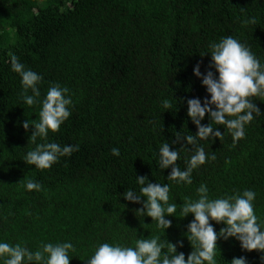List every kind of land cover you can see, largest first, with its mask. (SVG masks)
<instances>
[{"label":"trees","instance_id":"16d2710c","mask_svg":"<svg viewBox=\"0 0 264 264\" xmlns=\"http://www.w3.org/2000/svg\"><path fill=\"white\" fill-rule=\"evenodd\" d=\"M226 36L264 64V0H0V242L33 252L45 243L68 242L75 249L70 264H86L102 243L134 247L137 239L155 237L165 244L162 254L171 243L187 259L193 248L185 233L193 217H182L180 205L198 199L201 184L209 199L255 192L254 213L264 221V97L249 98L261 115L254 114L235 143L215 124L220 140L191 146L176 139L197 131L187 100L210 99L193 68L215 75L208 68L209 45ZM13 55L42 77L38 100L52 85L69 90L70 117L37 143L78 144L79 151L49 169L23 162L35 144L31 126L26 131L22 125L38 121L40 104L20 99ZM164 100L170 109L162 107ZM209 122L206 114L201 123ZM163 143L179 150L181 170L195 147L216 158L193 170L191 184H176L167 179L171 169L157 164ZM112 148L119 149L118 157ZM136 176L169 185L168 203H176L177 212L166 217L171 227L165 232L136 212L143 197L139 204L123 199L128 189L139 194ZM29 179L41 190L27 191ZM210 223L217 233L224 227ZM216 243L217 264L241 256L246 264H264V253L242 251L234 238Z\"/></svg>","mask_w":264,"mask_h":264},{"label":"clouds","instance_id":"9594fccd","mask_svg":"<svg viewBox=\"0 0 264 264\" xmlns=\"http://www.w3.org/2000/svg\"><path fill=\"white\" fill-rule=\"evenodd\" d=\"M247 23H255L254 20ZM210 64L206 74H201L200 66L193 68V74L201 79L202 86L210 99L201 103L199 98L187 100V116L195 125V135L177 136L185 145L195 146L199 140L222 139L220 127L213 128V124L222 125L232 136L233 142L243 139L245 126L261 115V110L250 100V97H264V64L254 56L250 49L237 39L226 36L219 42L209 45ZM207 54V53H206ZM205 55V54H204ZM203 55V56H204ZM11 71L21 78L22 93L20 99L28 106L39 102L40 111L38 121L26 120L22 127L27 131L31 126L29 137L35 148L28 151L23 162L35 166L37 170L49 169L57 163L60 157L71 156L79 151V145L61 146L57 143H37V139L46 140L49 132H57L61 125L70 117L69 106L72 105L69 90L59 84L52 85L43 99L38 88L42 77L36 72L26 69L16 56L11 57ZM31 90V95L28 91ZM164 109H170L169 101L162 102ZM210 121L207 125L201 122L205 115ZM182 146L180 149H184ZM111 154L118 157V148H112ZM157 164L160 169H171L167 179L176 184L192 183V172L206 162L214 160L215 155L207 156L203 147H195L194 154L188 159L186 167L181 170L176 161L180 158L179 150H170L169 143L160 145ZM147 181V183H146ZM136 183L140 185L139 194L128 189L123 193V199L133 204L141 203L142 208L136 210L144 217H150L157 228L164 230L171 227V221L166 217L175 216L176 203H168L170 187L168 184L150 183L147 177L136 176ZM27 191L41 190V185L33 180H27L24 185ZM198 199L185 200L180 205L179 214L193 219L187 225L185 233L191 242L193 251L187 256L177 253V245L167 243V252L162 254L165 244L157 238L137 239L135 246L102 243L95 248L93 255L86 264H217L215 259L217 240L234 238L239 241L242 251L253 250L264 253V221L258 222L254 213L253 201L255 192L245 190L242 194L227 198L209 199L208 188L201 184L197 189ZM210 221L222 223L219 233L214 231ZM178 246L183 244L178 242ZM69 251H75L71 243H45L41 250L35 252L20 244L10 245L0 242V260L3 264H70ZM264 262V256L261 257ZM230 264H246L243 256L233 258Z\"/></svg>","mask_w":264,"mask_h":264}]
</instances>
